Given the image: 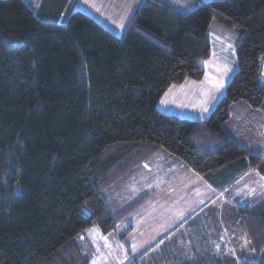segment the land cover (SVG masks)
Returning <instances> with one entry per match:
<instances>
[{
  "label": "trees",
  "instance_id": "trees-1",
  "mask_svg": "<svg viewBox=\"0 0 264 264\" xmlns=\"http://www.w3.org/2000/svg\"><path fill=\"white\" fill-rule=\"evenodd\" d=\"M190 1L140 0L117 36L82 11L58 21L65 0H0V264H89L77 237L112 233L150 197L116 213L103 198L144 148L203 178L236 162L264 178V155L225 129L235 106L264 113V0ZM218 29L237 69L208 118L160 112L168 89L204 79ZM236 208L255 253L239 264H264V202Z\"/></svg>",
  "mask_w": 264,
  "mask_h": 264
},
{
  "label": "crops",
  "instance_id": "crops-1",
  "mask_svg": "<svg viewBox=\"0 0 264 264\" xmlns=\"http://www.w3.org/2000/svg\"><path fill=\"white\" fill-rule=\"evenodd\" d=\"M24 1H31L38 12L44 8L48 10L54 2ZM65 1L58 21L63 20L67 11H76L73 10L74 0ZM139 1L120 10L115 11L113 5L106 10L107 15L102 19L108 27L123 18L120 19L123 26L117 30L109 29L91 17L109 31H120L121 35ZM216 31L213 35L223 42L231 41L234 49L236 39L224 37L222 29ZM206 63L204 78L207 75ZM260 80L264 83V57L261 59ZM225 88L218 92L211 86L205 87L203 80H187L168 89L159 101L158 109L163 114L203 122L223 96ZM200 94L202 99L197 98ZM162 101H167V111L160 109ZM199 104L203 105L202 112L196 109ZM182 107L192 111L191 114H181L184 113ZM225 129L251 153L264 155V113L261 115L250 108L243 110L241 105L235 106ZM141 151L136 169L112 186L105 201L114 204L112 209L107 206L115 212L140 194L150 193V197L122 220L112 233L103 235L97 230L99 233L90 238L85 235L77 237L83 252L86 254L88 250L89 264L114 261L130 264L135 257H141L137 264H239L242 259L254 258L255 253L236 206L254 208L264 202V178L256 170L244 162H236L203 178L161 148L148 147ZM178 185H183L190 193L187 200L178 201ZM129 227L131 230L127 232ZM101 237H106L107 243ZM83 239L87 240L88 246Z\"/></svg>",
  "mask_w": 264,
  "mask_h": 264
},
{
  "label": "rangeland",
  "instance_id": "rangeland-1",
  "mask_svg": "<svg viewBox=\"0 0 264 264\" xmlns=\"http://www.w3.org/2000/svg\"><path fill=\"white\" fill-rule=\"evenodd\" d=\"M74 1H75V4H74V9L72 8L73 10L82 11L85 14L94 17L95 19L97 18L96 20H98L99 22H102L103 24H105V26L107 28L110 27L113 30H117L118 27L123 26V24H120L121 23L120 19H123V18H119L118 19L119 23L111 24L108 27L107 24L105 23V21H103V19H102L103 15H107V11L106 10L109 7H112V5H113V7L116 8L115 11L116 10H120V9H123V7L125 8V6H131L133 3H135L138 0H74ZM168 1L170 3H172L180 11H187L191 7L190 6L191 5V1L190 0H168ZM27 3H28L29 6H31V8L33 10H37L36 8L33 7V4L31 3V1H28ZM182 5H184V6H182ZM125 11H127V10L125 9ZM111 32H113L117 36H120V31L114 32V31L111 30ZM209 36H210V43H211V59L209 61H207V63H206L207 75L203 79V81H204L205 87L206 86H208V87L211 86L215 91L220 92L222 90V88H225L227 86L228 82L230 81V77H232V75L234 74V72L237 69L235 51L233 49V44H232L231 41H229L227 43L223 42L222 40L218 39L215 35H213V33H211V31H210ZM217 69H220V71H217ZM217 83L222 84L223 87L217 88L216 87ZM197 98L198 99H200V98L202 99L201 94L198 95ZM202 106H203L202 104H199L196 109L199 110L200 112H202ZM166 107H167V101L166 102L163 101L162 104L160 105V109L164 110V111L165 110L167 111L168 109H166ZM183 112L184 113H181V114H191L192 111H190L187 108H183ZM134 169H136V168H134ZM133 170H130V171H133ZM122 178L120 180H122ZM116 183H114V184H116ZM112 186L109 187L103 193V198L104 199H105L106 194L108 192L110 194ZM182 186L183 185H178V187H177V193H178V196H180L178 198V201H180V199L187 200L189 198V196H190V193L188 192V190L186 188L182 187ZM144 194H146V193L138 195L135 199L130 201L128 204L125 203V206L122 207L121 209H123L125 207H128V205H130L136 199H139V197H141ZM148 194H150V193H148ZM117 195L120 196L119 193H117ZM126 195H125V197H126ZM120 198H121V196L119 197V199ZM106 204H107V202H106ZM107 205L110 206V208L112 209L114 204H111L110 201H109V204H107ZM135 210H133V211H135ZM110 212L116 213L118 211L113 212V211L110 210ZM128 215L125 216L124 219H122V220H125L128 217ZM120 222H122V221H120ZM92 229L94 230L93 233H90L87 230V231L81 233L80 235L81 236L85 235V237H89L90 238L94 233H99L96 228H92ZM83 242H85V244H86L85 246H88L87 245V243H88L87 240H84ZM86 251L87 252H86L85 255H86L87 259H88V250H86ZM109 264H118V262L114 261V263H109Z\"/></svg>",
  "mask_w": 264,
  "mask_h": 264
},
{
  "label": "snow or ice",
  "instance_id": "snow-or-ice-1",
  "mask_svg": "<svg viewBox=\"0 0 264 264\" xmlns=\"http://www.w3.org/2000/svg\"><path fill=\"white\" fill-rule=\"evenodd\" d=\"M182 6H184V5H182ZM217 71H220V69H217ZM216 87H217V88H220V87H223V85L220 84V83H217V84H216ZM162 102H163V101H162ZM88 231H89L90 233H93V232H94L93 229H89ZM81 238H83V237H81ZM101 238L105 240V243H107V238H106V237H101ZM217 247H219V246H217ZM94 264H95V262H94Z\"/></svg>",
  "mask_w": 264,
  "mask_h": 264
}]
</instances>
